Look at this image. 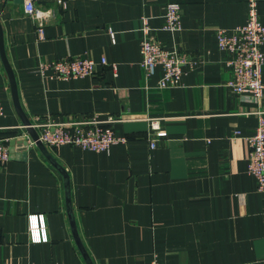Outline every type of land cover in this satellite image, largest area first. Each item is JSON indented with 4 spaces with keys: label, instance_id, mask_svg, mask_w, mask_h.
I'll return each mask as SVG.
<instances>
[{
    "label": "crops",
    "instance_id": "obj_1",
    "mask_svg": "<svg viewBox=\"0 0 264 264\" xmlns=\"http://www.w3.org/2000/svg\"><path fill=\"white\" fill-rule=\"evenodd\" d=\"M28 1L49 15L43 39ZM168 3L181 7L175 32L162 28ZM258 14L264 24V1ZM246 16V0H0L5 56L30 123L111 117L126 139L100 152L29 138L26 151L16 147L0 167V264H264V193L247 171L246 140L264 91L255 104L226 85L214 36ZM142 17L165 49L195 57L176 87L158 88L160 67L144 76ZM69 56L107 65L68 80L41 72ZM0 104L9 142L23 129L1 58ZM148 118L160 119L163 136ZM31 216L46 241L31 240Z\"/></svg>",
    "mask_w": 264,
    "mask_h": 264
},
{
    "label": "built area",
    "instance_id": "obj_2",
    "mask_svg": "<svg viewBox=\"0 0 264 264\" xmlns=\"http://www.w3.org/2000/svg\"><path fill=\"white\" fill-rule=\"evenodd\" d=\"M264 0H246L247 16L243 25L233 29H217L214 36L218 48L226 55V66L230 72V79L226 85L237 95H248L251 101L258 104L263 96L264 82L262 69L264 65V24L258 14V3ZM25 12L36 21V31L39 39L44 38V26L49 15H40L33 1L25 4ZM163 30L175 32L181 28V7L176 3H168L163 12ZM151 28L148 18H141L140 66L145 77H150L160 67L162 76L157 82L160 89L173 88L180 84L184 74V67L192 68L195 57L186 53H179L165 49L160 42L151 38ZM107 65L105 59L95 62L82 56H69L42 64L41 72L51 71L52 75L61 80L72 78L92 77L96 73V66ZM114 69V65H113ZM0 104V118L3 116ZM257 126L254 133L247 137L250 150L248 173L255 179L257 191L264 193V110H258ZM150 128L158 137L164 135L160 130L158 118H148ZM113 119L97 120L94 118L71 119L65 122L45 120L33 128L39 129L37 142L50 148L71 145L82 150L95 152L105 151L110 146L126 141L117 136L109 127ZM8 138L0 136V167H4L10 157ZM42 218V217H41ZM42 222L38 216H31L29 220V235L31 240L43 242L47 240ZM151 264H158L153 259Z\"/></svg>",
    "mask_w": 264,
    "mask_h": 264
},
{
    "label": "water",
    "instance_id": "obj_3",
    "mask_svg": "<svg viewBox=\"0 0 264 264\" xmlns=\"http://www.w3.org/2000/svg\"><path fill=\"white\" fill-rule=\"evenodd\" d=\"M0 58L1 61L4 65L5 71L8 75L9 83H10V90H11V95H12V102L15 108V111L19 117L20 124H21V129H23V132L17 131L15 132L14 137L11 138V140L8 142L9 146V153L12 154L13 151L15 150L16 147L22 148L23 151L27 150V145H28V138L33 141V143L39 144L37 142V132L33 128L32 124L24 114L20 103L18 99V94H17V88L15 85V80L13 73L11 71V68L9 66V63L7 61V58L5 56V50H4V44H3V34L0 26Z\"/></svg>",
    "mask_w": 264,
    "mask_h": 264
}]
</instances>
